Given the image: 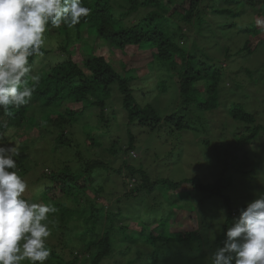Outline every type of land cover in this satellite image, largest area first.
Masks as SVG:
<instances>
[{
  "label": "trees",
  "instance_id": "trees-1",
  "mask_svg": "<svg viewBox=\"0 0 264 264\" xmlns=\"http://www.w3.org/2000/svg\"><path fill=\"white\" fill-rule=\"evenodd\" d=\"M82 2L90 9L89 15L82 17L74 28L69 29L64 25L59 29L50 28L45 33L46 45L42 49V55L30 57L32 74L40 76L31 100L20 107H10L7 113L0 108V143L8 145L21 139L27 125L34 122L28 115L30 108L34 107V115L43 118L41 126L48 129V133L57 135V149L72 148L73 140L69 130L80 122L84 128L83 120L92 110L99 111L97 115L101 121L108 122V108L116 106L113 98L115 91L120 95L130 129L142 128L154 132L167 126L169 130L182 131L194 129L200 124L199 136L206 137L213 131L207 119L204 120L202 112L218 109L220 100L226 98L234 103L229 108L230 115L240 123V127L236 128L238 132L234 135L238 143L249 144L257 139L264 143V126L255 125V114L238 102L242 99V93L237 90L244 89L245 84L237 83L228 75V69L224 68L218 54L222 53L231 61L234 57L264 55V0ZM212 15L213 22H210L208 18ZM51 30L56 32H50ZM86 32L88 34L84 36ZM93 35L97 39L89 41ZM57 37L65 38V45L57 46L67 53L68 59L55 65L46 64L47 61L41 58L58 48L47 45ZM250 37L253 38L250 40ZM200 41H204L209 48L200 45ZM105 47L110 50L102 54ZM114 50L123 54L121 60L114 56L115 66L107 58ZM143 52L150 53L151 59L146 65L150 66V72L139 74L135 65L125 67L128 62L144 59ZM243 71L250 79L248 84L256 82L264 85V68L257 71L245 68ZM255 73L259 75L255 76ZM231 81L235 86L234 92L231 88L225 89V83L230 84ZM172 86L178 90V98L182 101L179 111L186 114L188 121L184 116L177 115L178 111L168 110L164 113L153 105L152 98L168 94ZM247 90L248 88L240 91ZM204 94L208 95L206 101L203 99ZM261 95V101H264V91ZM192 106L200 112L195 114ZM47 111L48 114L45 115ZM114 112L113 109L112 113ZM193 115H196L198 123L192 118ZM115 131L112 126H108L104 132H99V138L92 136L93 131H90L87 139L90 145L98 147L103 144L99 139H112L108 151L114 156L121 151L131 152L134 149V133H129L128 148L123 149L119 146L121 139H113ZM36 138L31 136V142L23 150H30ZM198 141L200 146L208 148L209 141ZM76 154L79 158L77 164H67L59 157L57 168H49L38 176V183L42 182V191L37 192L33 198L24 195L29 202L52 205L57 209L55 213L49 214L48 223L56 231L52 235L59 232L61 241L59 245L47 241L51 255L45 264H106L108 260L117 259L118 253L127 255L128 252L121 248L131 243L138 232L139 239L152 248L144 264H198L202 261L211 264L210 255L223 246L225 232L239 216V209L264 193V187L257 192L252 186L248 187L250 184L239 183H245V180L235 181L236 175L224 176L225 171H222L223 175L214 174L217 178L210 184L199 179L183 182H170L168 179L156 181L139 166L124 162L120 168H114L115 175L122 177L126 172L125 177L129 178L122 182L126 190L115 199L117 208L114 211L110 204L99 207L106 193V184H100L96 178L99 170L109 174L112 167L101 159L84 158L80 153ZM260 159L258 160L264 162V155ZM31 164L33 167L36 162ZM20 166L24 173L19 175L24 178L28 169L24 165ZM242 173L251 177L253 172H240ZM233 185L235 188H245V200L242 202L239 199L241 203L238 206L234 205L235 200L229 194ZM90 187L95 192L93 198L88 195ZM157 192L168 197L173 213L185 212L192 205V213L195 215L192 217L191 213V218L188 217L190 222L187 228H179L182 231L171 235L168 224L172 214L161 222L146 223L143 217L145 214L137 217L126 213V205L140 197L144 198V195L155 196ZM170 193L176 196V201L169 198ZM39 197L40 202H37ZM210 200L221 201L226 214V218L214 230L211 228L213 210L211 205L205 203ZM130 220L133 221L132 224ZM132 227L134 229H130ZM147 230L151 232L149 238L144 234ZM66 252L72 254L73 258L67 259ZM139 254L140 257L145 255L144 252ZM24 262L31 264L28 260L21 264ZM135 262L136 259H131L126 264Z\"/></svg>",
  "mask_w": 264,
  "mask_h": 264
},
{
  "label": "rangeland",
  "instance_id": "rangeland-1",
  "mask_svg": "<svg viewBox=\"0 0 264 264\" xmlns=\"http://www.w3.org/2000/svg\"><path fill=\"white\" fill-rule=\"evenodd\" d=\"M177 1L179 2L181 0ZM165 2L168 3V0H165ZM136 15H134L133 18H135ZM208 19L210 22H213V15ZM262 26L264 27L263 24ZM54 31L55 30H51L50 32ZM87 34L88 32H86L84 36ZM55 35L56 33L54 36ZM95 35L89 38V41H94L97 39ZM201 38H203V35H201ZM252 38L253 37H250V40ZM85 40L88 42L86 38ZM199 44L208 47L204 41H200ZM47 45L50 47H55V49L57 47L58 48L51 52L50 55L42 56L41 59L46 60L47 62L44 61L46 64L49 63L51 65H55L68 59L67 53L59 49V46L65 45V38L57 37V39H54L53 42H50ZM109 50L110 48L105 47L101 53L106 54ZM143 53L145 54L144 59L128 62V65L125 67L129 68L130 65H135V68L138 69L139 74L150 72V66H146L151 59L150 53ZM211 53L213 54V51H211ZM218 54L224 68L228 69V75L231 76L237 83H244V89L248 88L247 91H240L241 89L244 90L243 88L237 90L238 92L242 93V99L238 102L244 104L249 112L255 114L257 119L255 125L264 126V101H261V99H263L261 92L264 91V85L262 83L258 84L256 82L248 84L247 81L250 83V79L243 71L245 68L251 69L253 71L264 68V55L255 54L250 56L234 57V59L231 61L225 58L222 53L218 52ZM114 56H116L117 60H121L123 54H121L119 51L115 52V50L109 53L107 58L115 66ZM256 75L258 76L259 73H255V76ZM228 88H231L232 92L235 91V86L233 85L232 81L230 84L225 83V89ZM177 91L178 90L172 86V89L168 92V94H160L156 97H153V101H151L153 102V105H156L160 110H163L164 113L168 110L169 112L175 110V112L178 111L177 115L184 116L185 120L188 121L186 114H181L179 111V107L181 106L180 103L182 101L178 98L180 94ZM225 94L226 93H224V95ZM113 98L115 99L116 106L108 108L106 115L108 122L101 121L97 115L99 111L92 110L88 112L85 119L83 120L85 123L84 128H82V124L80 122L75 124L73 128L69 130L71 133V139L73 140L72 148L63 147L61 149H57V145L55 143L57 135L48 133V129L41 126L43 123V118L34 115V107L30 108L28 115L34 122H31L29 125H27V128L24 130V134H22L21 139H18L19 155L15 157L17 162L16 171L18 174L24 173V170L20 165H24L28 169L27 175L24 176V179L28 183V189L24 194L26 197L33 198L37 192L40 193V191H42L40 190L42 187V182L41 184L38 183L40 182L38 181V176L42 175V173L46 172L49 168L51 170L57 168V160L59 157L63 159V162H67V164H71L73 166L74 164H77L79 162V158L77 157L76 153H80L82 156H84V158L101 159L106 164H109L110 167H112V170L109 172V174L108 172L99 170L96 173V178L97 182L100 184H106V193L104 194L103 199L101 200L102 204H100L99 207L110 204L113 206L114 211L117 208V202H115V199L122 195L126 190L122 182H124L123 180H129L128 177H125L127 174L126 172L122 175V177L115 175L116 173L114 172V168H120L124 165V162H127L128 164L132 163L134 166H139L140 169H143L149 173L156 181L168 179L170 182H183L190 179H199L205 184H210L213 183V181L217 178L214 176V174L221 175L225 171L224 176H228L230 174L236 175L237 179L235 178V181L239 182L238 179H243L245 180V183L239 182L241 185L250 184L248 187L252 186L257 192H260L261 188L264 187V162H261L262 160L260 159L264 155V143L260 142L259 139L249 144L238 143V139H236L234 135L238 132V129L236 128L240 127V123L233 120L232 116L230 115L229 108L233 107L234 104L232 101L222 98L220 100L221 105L218 109L202 112L205 117L204 120L207 119L208 125L212 126L213 132L212 134H207L206 137H200L198 132L200 129V124L193 127L194 129L182 131H176L173 129L169 130L167 126H163L160 130L158 129L154 132L142 128L130 129L128 127L127 116L121 106V99L118 91L114 92ZM207 98L208 95L204 94V101H206ZM113 109L115 110L114 113H112ZM191 109L195 112V114L200 112V110L194 106H192ZM63 112L64 110L62 113ZM47 114L48 111L45 113V115ZM192 118L196 120L197 123L199 122L197 119H195L196 115H193ZM86 126L88 127L86 128ZM108 126H112L113 130H116V135L113 137V139L120 138L121 142L119 143V146H122L123 149L128 148L127 142L129 141V133L133 132V136L135 138L134 149L129 153L121 151L117 156H114L108 151L111 147L112 139L107 141L106 137L99 139V142L103 143L101 147L90 145V141L87 139L88 132L93 131L91 135L99 138V132H104ZM34 129L36 130L33 132ZM31 136L37 137L35 144L31 145L30 150H23V147L31 142ZM199 139L209 141V145H207L208 148H206L205 145L200 146L198 141ZM132 152H134L133 155ZM32 160L36 162L33 167L31 166V163H33ZM59 166H62V164ZM242 171H251L253 173H251V177H249L246 175L247 173L240 174ZM109 182L113 183L109 184ZM183 189L186 188L183 187ZM243 191H245L244 187L235 188V185L229 189V194L235 200L234 205H240L241 201L239 199H242V202L245 200L243 197ZM240 194H242V196ZM88 195L91 198L95 197V192L93 189H91V187L88 189ZM169 198L172 201H176V196L173 193H170ZM40 199L41 197L37 199V202H40ZM179 203L182 204V202ZM205 203H208L206 204L208 206L211 205L213 210V221L211 222V225L213 226H211V228L214 230L216 225L226 218L225 207L221 201L213 202V200H210L206 201ZM80 204L84 206V203L80 202ZM177 204L178 203H176V205ZM126 206L127 207L125 211L129 215H137V217H141L140 214H145L143 217L146 219V223H154L157 221L161 222L163 219L168 218L169 215L172 214L168 224L171 227V235H175V233L180 232L179 230L181 229L179 228L184 230L189 226L190 221L188 217H190V214L193 212L191 205L185 209V212L176 211L173 213L172 206L168 201V197H165L164 194L161 195L160 192H157L155 196L144 195V198L140 197L138 200H135ZM152 207L154 209H152ZM110 209H112V207ZM222 209L224 210L223 213L221 212ZM194 215L195 214L192 213V217ZM222 216L224 217L223 219H221ZM132 223L133 221H131V224ZM130 229L134 228L132 227ZM51 232L56 233L55 229H51ZM150 233L151 232L148 230L144 233L146 238L150 237ZM138 236H140L139 232ZM138 236L135 239H132L130 241L131 243L121 248V250L124 252H128L127 255L118 253L117 259L114 261H112V259L108 260L106 264H116L115 262L126 264L131 259H136L134 264L146 263L148 260L146 256L152 251V248L148 247L147 243L140 240ZM59 237L60 235L58 232L55 236L51 235L48 240L53 245H59L61 241ZM61 247L62 245L60 244V248ZM129 247L130 250L128 251ZM68 252L72 253V251ZM68 252H66V258H73L72 254H69ZM139 252H144L145 255L140 257ZM23 264L26 263L24 262ZM198 264L205 263L202 261ZM207 264L210 263L208 262Z\"/></svg>",
  "mask_w": 264,
  "mask_h": 264
},
{
  "label": "clouds",
  "instance_id": "clouds-1",
  "mask_svg": "<svg viewBox=\"0 0 264 264\" xmlns=\"http://www.w3.org/2000/svg\"><path fill=\"white\" fill-rule=\"evenodd\" d=\"M89 13L82 0H0V108L7 113L31 100L40 76L32 74L30 57L42 55L46 31L74 28ZM18 145L0 143V264H45L51 255L49 214L57 209L24 198L28 183L16 171ZM210 259L211 264H264V193L239 209Z\"/></svg>",
  "mask_w": 264,
  "mask_h": 264
}]
</instances>
